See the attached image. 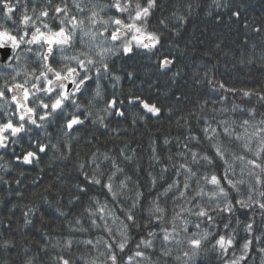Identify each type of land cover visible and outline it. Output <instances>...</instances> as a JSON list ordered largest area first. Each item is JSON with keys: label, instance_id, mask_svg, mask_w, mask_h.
<instances>
[{"label": "snow or ice", "instance_id": "snow-or-ice-1", "mask_svg": "<svg viewBox=\"0 0 264 264\" xmlns=\"http://www.w3.org/2000/svg\"><path fill=\"white\" fill-rule=\"evenodd\" d=\"M213 3L217 9L228 8L222 0ZM159 7L158 0H0V150L10 149L14 160L23 165L38 164L50 150L69 160L73 153L70 141L78 139L73 133L86 122L108 130V117L125 118L130 108L139 114L133 116V124L148 117L160 119L164 115L160 102L138 94L134 83L124 91L123 77L113 67L114 57L145 51L156 56L159 71L171 70L175 56L161 52L162 35L148 29ZM187 7L190 14L192 5ZM228 13L229 22L250 27L246 19L241 20L243 5ZM215 19L222 23L225 16L218 12ZM159 25L167 28L164 19ZM251 27L259 34L264 22ZM172 30L179 34L178 28ZM242 44L239 62L251 65L256 57L264 67V47L257 57L253 44L245 56L247 38ZM206 55L211 63L215 53ZM127 78L137 79L134 72H128ZM204 79L212 92L219 93L213 103L225 105L229 95L241 100V104L220 108L221 114L231 111L247 118L239 122L222 118L213 127L205 117L190 112L189 117L204 125L202 136L189 125L187 135L175 137V154L172 140L164 138L162 152H157L154 140L147 183L140 177L144 170L139 162L134 163L124 149L119 150L120 157L98 148L87 159L76 152L73 167L82 181L73 184L78 194L69 203L80 201L81 196H88L90 203L73 219L68 212L55 210L67 221L69 235L52 245L56 248L62 242L63 248L51 255L50 264H196L208 253L219 264H264V82L249 88L229 87L216 80L214 67L204 69ZM180 120L188 125L187 117ZM54 122L65 138L60 143H52L48 131ZM36 130L47 139L42 140ZM157 164L159 173L154 175ZM14 182L21 183L19 179ZM0 183L10 186L12 181L0 175ZM55 187L49 184L44 191ZM37 195L48 202L43 193ZM169 199L174 204L170 219L167 207L162 206ZM38 210L36 204H25L24 223L32 224L31 217ZM44 215L40 214L41 222ZM85 215L87 228L83 226ZM4 227L11 230L12 225ZM93 231L103 235L75 238L76 233L91 236ZM74 245L91 248L98 255L90 260L76 257ZM0 246L7 250L15 244L4 239ZM174 248L180 254H174ZM39 251L50 254L47 236ZM37 259V254L29 256L25 250L23 264H35Z\"/></svg>", "mask_w": 264, "mask_h": 264}, {"label": "trees", "instance_id": "trees-1", "mask_svg": "<svg viewBox=\"0 0 264 264\" xmlns=\"http://www.w3.org/2000/svg\"><path fill=\"white\" fill-rule=\"evenodd\" d=\"M158 3L160 7L154 10V15L149 19L148 29L158 31L162 35L161 52L175 56L172 69L166 72L159 71L156 56L145 51H137L130 56L114 57L113 67L123 77L124 91H127L128 87L134 83L138 94L151 101L160 102L164 115L160 119L148 117L133 124L131 122L133 116L139 114L135 109L130 108L125 118L115 115L108 117V130L86 122L78 132L73 133V136L78 139L70 141L73 153L69 160L61 159L59 153L50 150L47 155L41 156L38 164L23 165L14 160L10 149L7 152L0 150V156L3 157L0 159V175L12 181L10 186L0 183V220L4 221V224L0 225V232L3 233L0 235V245L4 239H11L15 244V247L7 250L0 246V264H23L26 249L29 256L38 255L35 264H50L51 255L63 248L62 242L56 248H52L58 240L62 241L63 237L69 235L67 221L55 210L59 208L68 212L69 219H73L74 216L83 212L85 205L90 203L88 196H81L80 201L69 203L78 194L73 184L82 181V177L77 176L73 167L74 161L77 160L76 152L81 154V159H87L88 155L98 148L101 152L120 157L119 150L124 149L127 155L132 156L134 163L139 162L144 170L140 172V177L147 183L146 171L153 156L154 140L157 152H162L164 138L172 140L173 145L170 147L175 154L177 151L174 146L175 137L181 133L187 135L189 125L195 134L202 136L200 129L204 125L197 124L195 118L189 117L190 112L205 117L213 127L216 126V120L222 118H235L237 122L247 118L246 115L240 116L239 113L233 114L231 111L227 114L219 112L222 107L230 108L232 103L241 104V100L239 96L229 95L227 104L221 105L218 101L213 103L219 93L210 90L204 79V69L214 67L216 80L224 81L227 86L237 89L254 87L259 82H264V67L261 66V61L253 57L254 64H241L237 55L243 47L242 42L245 38L248 40V50L245 51V56L249 55L253 44L257 46V57L260 48L264 47V31L257 34L252 31L251 27L264 22V0H222L228 8L221 7L220 9L215 7L213 0H178V3H174L173 0H158ZM189 4L192 5L190 14L187 7ZM240 5H243L241 20L246 19L250 25L247 29H244L240 23L227 20L228 10ZM173 12H176V16H186L187 19L178 21L176 16L172 15ZM218 12L225 16L222 23H218L215 19ZM160 19L165 20L167 28L159 25ZM173 28L179 29L178 35L172 30ZM217 43L221 44L219 49L215 47ZM206 53L209 55L215 53L211 63ZM128 72L136 74L137 79L134 82L127 78ZM174 73L178 75H173ZM206 100L209 102L207 105H205ZM242 106L251 107V105ZM213 107L218 111L213 112ZM169 110H171V117H169ZM182 116L188 118V125L183 120L178 123ZM237 130L241 131L239 128ZM48 131L52 133V143L64 141L63 132L55 122L49 126ZM251 131L250 128L249 132ZM36 132L42 140L47 139L42 131L36 130ZM180 138L183 140L184 136ZM88 141H91V144H88ZM25 146L27 147L26 140ZM19 151L17 149V154ZM237 151L241 150L237 148ZM159 169L160 165L157 164L153 174H158ZM21 171L24 173L23 176L20 175ZM57 177L64 179L58 180ZM16 179H19L21 183L16 184L14 182ZM133 179H136L135 175ZM49 184H55L56 187L45 193L44 189ZM17 192L21 195H17ZM37 193L47 196L48 202L41 201ZM176 203L182 202L177 201ZM25 204L38 206L39 210L31 217L32 224L24 223ZM13 205H17L14 212L10 211ZM162 206L167 207L170 219L174 207L173 201L169 199L167 204H162ZM41 213L45 214L43 222L40 219ZM9 223L12 225L11 230H5L4 225ZM83 226L88 227L86 215L83 218ZM166 226L170 228V225ZM100 235L103 233L97 231H93L91 236L87 233H76L75 238L81 240ZM45 236L48 237L50 253L47 256L39 251ZM156 243L159 248L160 242ZM99 250L103 251V248ZM173 251L174 254H180L178 249L174 248ZM72 254L76 257L83 255L90 260L96 257L98 252L85 248L83 245L78 247L74 245ZM65 255L69 253L65 252ZM196 264H219V262L214 254L208 253L202 254Z\"/></svg>", "mask_w": 264, "mask_h": 264}, {"label": "water", "instance_id": "water-1", "mask_svg": "<svg viewBox=\"0 0 264 264\" xmlns=\"http://www.w3.org/2000/svg\"><path fill=\"white\" fill-rule=\"evenodd\" d=\"M173 65L171 66V69H172Z\"/></svg>", "mask_w": 264, "mask_h": 264}]
</instances>
